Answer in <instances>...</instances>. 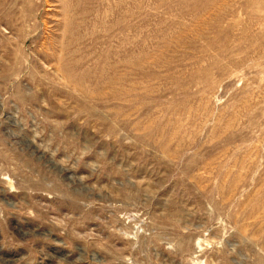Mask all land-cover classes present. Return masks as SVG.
<instances>
[{
	"label": "rangeland",
	"instance_id": "374dc122",
	"mask_svg": "<svg viewBox=\"0 0 264 264\" xmlns=\"http://www.w3.org/2000/svg\"><path fill=\"white\" fill-rule=\"evenodd\" d=\"M0 264H264V0H0Z\"/></svg>",
	"mask_w": 264,
	"mask_h": 264
}]
</instances>
